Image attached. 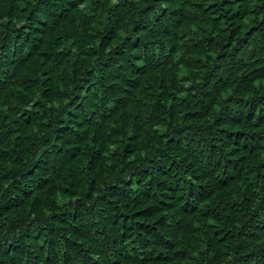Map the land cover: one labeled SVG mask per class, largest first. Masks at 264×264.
Here are the masks:
<instances>
[{
    "label": "trees",
    "instance_id": "trees-1",
    "mask_svg": "<svg viewBox=\"0 0 264 264\" xmlns=\"http://www.w3.org/2000/svg\"><path fill=\"white\" fill-rule=\"evenodd\" d=\"M0 264H264V0H0Z\"/></svg>",
    "mask_w": 264,
    "mask_h": 264
}]
</instances>
